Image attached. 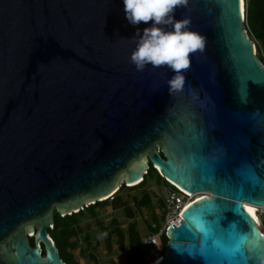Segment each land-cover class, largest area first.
Listing matches in <instances>:
<instances>
[{
	"label": "water",
	"instance_id": "obj_1",
	"mask_svg": "<svg viewBox=\"0 0 264 264\" xmlns=\"http://www.w3.org/2000/svg\"><path fill=\"white\" fill-rule=\"evenodd\" d=\"M240 4L175 10L206 37L175 91L168 68L130 62L134 32L150 25H129L121 0H0V264H65L52 206L70 214L110 198L149 164L207 193L151 264H264L244 206L264 207V65ZM222 205L231 210L204 214Z\"/></svg>",
	"mask_w": 264,
	"mask_h": 264
},
{
	"label": "trees",
	"instance_id": "obj_2",
	"mask_svg": "<svg viewBox=\"0 0 264 264\" xmlns=\"http://www.w3.org/2000/svg\"><path fill=\"white\" fill-rule=\"evenodd\" d=\"M246 12L248 35L254 41L258 51L257 56L264 65V0H246ZM152 176H156L158 181H163L169 188L176 189L159 174L155 167L149 164L147 173L139 184L127 186L123 182L112 195V198L97 200L70 214L61 215L55 207L52 211L53 226L48 228V234L58 249L60 259L65 264H86L79 261L78 257H80L90 261L91 264H100L97 255V248L100 244L98 237L106 232L103 239L105 250L108 254L113 253V245L115 244L116 254L119 257H125L121 264H148L152 262V260L148 262L145 260L146 251L143 238L159 231L165 213L163 198L144 187L147 180ZM136 188H142L139 195L125 198L121 194L124 190ZM107 205H110L114 212H122L123 217L128 219L125 229L122 227V221L117 217H112L108 224L99 218L98 211ZM157 206L161 209L160 213L155 212ZM142 210H147L150 213V220H143L146 222L144 229L136 218V212ZM88 218L97 225L96 234L91 233L90 223H84V220ZM28 238L30 245L34 246V237L29 236ZM161 243L163 246L161 254H163L167 243L165 234L161 236ZM75 251L78 252V257ZM112 264L117 263L114 261Z\"/></svg>",
	"mask_w": 264,
	"mask_h": 264
},
{
	"label": "clouds",
	"instance_id": "obj_3",
	"mask_svg": "<svg viewBox=\"0 0 264 264\" xmlns=\"http://www.w3.org/2000/svg\"><path fill=\"white\" fill-rule=\"evenodd\" d=\"M124 17L129 25H150L142 32L136 31L133 39L135 50L130 62L137 71L146 66L166 67L173 77L168 81L170 90L179 91L185 85L186 71L196 53L203 54L206 37L190 29V20L175 19V10L187 4V0H121ZM174 186V185H173Z\"/></svg>",
	"mask_w": 264,
	"mask_h": 264
},
{
	"label": "rangeland",
	"instance_id": "obj_4",
	"mask_svg": "<svg viewBox=\"0 0 264 264\" xmlns=\"http://www.w3.org/2000/svg\"><path fill=\"white\" fill-rule=\"evenodd\" d=\"M120 183H121V181H120ZM170 184H172V183H170ZM144 187L154 191L158 197H163L165 194L168 193V191L174 190L172 188H169L163 181L162 182L158 181L156 179V176H152V178H149L147 180V182H146V185ZM141 190H142V188H136L134 190H124V191L121 192V194L125 198H131L133 195H139ZM54 208H55V205L52 206V209H54ZM254 208L256 209L255 214H256V216L258 218L259 229L264 233V207H254ZM160 211H161L160 207L157 206V208H155V212L156 213H160ZM98 214H99V218L101 220H103L105 224H108L110 222V220L112 219V217H117L119 220L122 221V227L124 229L127 226L128 219H125L123 217V213L122 212H120V213L114 212L110 205H107L102 210H99ZM136 218L139 220L140 225L144 229L146 222L143 221V220H150V213L147 210H142L140 212H136ZM84 223H90V230H91L92 234H96L97 233V225L94 224L91 219L88 218V219L84 220ZM25 234H28V233L25 231ZM28 235H30V234H28ZM105 235H106V232L104 234L100 235V236L98 235L100 244H99V247L97 248V255L99 257L100 264H111L110 260H109L110 258H113L116 261L117 264H121L122 261L125 259L124 256L123 257H119V256H117L115 254H112V255L109 256L107 254V252L105 250L104 243H103V239H104ZM75 254L78 257V252L77 251H75ZM147 257L148 256L146 254L145 260L147 259ZM78 259H79V261L81 263L91 264V262L87 261L86 259H83V258H80V257H78Z\"/></svg>",
	"mask_w": 264,
	"mask_h": 264
},
{
	"label": "built area",
	"instance_id": "obj_5",
	"mask_svg": "<svg viewBox=\"0 0 264 264\" xmlns=\"http://www.w3.org/2000/svg\"><path fill=\"white\" fill-rule=\"evenodd\" d=\"M243 19L245 26L248 30L247 25V12H246V0H243ZM257 50V49H256ZM258 53V51H257ZM147 173V170L145 171L144 175ZM142 178L132 184H125L127 186H134L141 182ZM174 187L176 189L168 191L167 194H165L163 198L164 203V217L161 223V227L158 232L153 233L151 235H148L143 238L144 243V249L147 254L146 261L152 260V262L148 263L151 264L153 262H156L158 259L161 258L162 254V243H161V236L162 234H166V230L173 224H178L181 219V213L182 211L194 200H196L198 197H200L201 192L196 193H190L187 192L180 187H178L176 184H174ZM112 195L110 198H112ZM200 195V196H199ZM32 236V235H29Z\"/></svg>",
	"mask_w": 264,
	"mask_h": 264
},
{
	"label": "bare ground",
	"instance_id": "obj_6",
	"mask_svg": "<svg viewBox=\"0 0 264 264\" xmlns=\"http://www.w3.org/2000/svg\"><path fill=\"white\" fill-rule=\"evenodd\" d=\"M240 7H241V14H242V17H243V0H241V4H240ZM117 189V187L112 191L113 193H115V191H117L116 190ZM207 193H204V192H201V194L200 195H206ZM199 195V196H200ZM109 196V195H108ZM107 197V196H106ZM105 198V197H104ZM103 199V198H102ZM244 206H245V209L248 211V213L250 214V216L254 219V221H255V223H256V226H257V228H258V230L262 233V234H264L260 229H259V223H258V218H257V216H256V214H255V211H256V209L253 207V205H251V204H249V203H244ZM249 210H251V211H249ZM30 235L31 234H33V233H29Z\"/></svg>",
	"mask_w": 264,
	"mask_h": 264
},
{
	"label": "snow or ice",
	"instance_id": "obj_7",
	"mask_svg": "<svg viewBox=\"0 0 264 264\" xmlns=\"http://www.w3.org/2000/svg\"><path fill=\"white\" fill-rule=\"evenodd\" d=\"M229 210H231L229 205H222L219 208H213L212 206H208V208L204 211V214H220V213L228 212Z\"/></svg>",
	"mask_w": 264,
	"mask_h": 264
},
{
	"label": "crops",
	"instance_id": "obj_8",
	"mask_svg": "<svg viewBox=\"0 0 264 264\" xmlns=\"http://www.w3.org/2000/svg\"><path fill=\"white\" fill-rule=\"evenodd\" d=\"M113 249H114L113 253H111V254H108V253H107V254H108L109 256L112 255V254H115V255L119 256V255L116 254V252H115L116 245H113ZM109 260H110V263H111V264L115 261L113 258H110Z\"/></svg>",
	"mask_w": 264,
	"mask_h": 264
},
{
	"label": "flooded vegetation",
	"instance_id": "obj_9",
	"mask_svg": "<svg viewBox=\"0 0 264 264\" xmlns=\"http://www.w3.org/2000/svg\"><path fill=\"white\" fill-rule=\"evenodd\" d=\"M42 249L44 250V246H43V245H42V247H41V250H42ZM44 253H45V251L42 253V255H44Z\"/></svg>",
	"mask_w": 264,
	"mask_h": 264
}]
</instances>
